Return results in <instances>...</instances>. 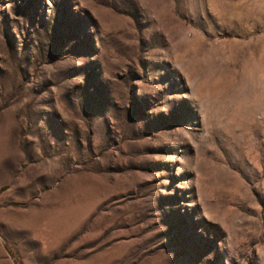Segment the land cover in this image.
Masks as SVG:
<instances>
[{
  "label": "rangeland",
  "instance_id": "obj_1",
  "mask_svg": "<svg viewBox=\"0 0 264 264\" xmlns=\"http://www.w3.org/2000/svg\"><path fill=\"white\" fill-rule=\"evenodd\" d=\"M0 264H264V0H0Z\"/></svg>",
  "mask_w": 264,
  "mask_h": 264
}]
</instances>
